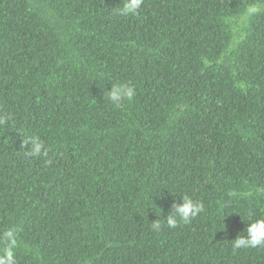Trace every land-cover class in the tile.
Here are the masks:
<instances>
[{"label":"trees","instance_id":"1","mask_svg":"<svg viewBox=\"0 0 264 264\" xmlns=\"http://www.w3.org/2000/svg\"><path fill=\"white\" fill-rule=\"evenodd\" d=\"M120 7L0 0V237L16 229L15 264H264V248L232 247L264 217V0ZM112 84L132 99L112 104ZM32 136L46 157L25 155ZM182 195L204 210L170 228Z\"/></svg>","mask_w":264,"mask_h":264},{"label":"clouds","instance_id":"2","mask_svg":"<svg viewBox=\"0 0 264 264\" xmlns=\"http://www.w3.org/2000/svg\"><path fill=\"white\" fill-rule=\"evenodd\" d=\"M143 0H122V7L118 8L119 15L128 16L136 15ZM107 99L119 107L124 100H131L133 97V88L130 84H112L110 90H106ZM5 123L3 118H0V124ZM30 142V147L25 151V155L29 157H46L50 148L38 136H32L26 139L22 144ZM171 214L165 218L167 226L170 228L177 227L178 223L187 224L191 222L198 214L204 210V205L201 202L194 201L187 195H182V202H173L171 205ZM152 228L160 231L161 224L158 219L154 220ZM244 235H238L233 241L232 247L234 250L241 248H264V217L250 220L247 222ZM5 243V254L0 257V264H15L14 255L11 249L16 246V229L9 228L5 230L0 237Z\"/></svg>","mask_w":264,"mask_h":264}]
</instances>
